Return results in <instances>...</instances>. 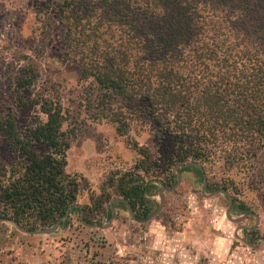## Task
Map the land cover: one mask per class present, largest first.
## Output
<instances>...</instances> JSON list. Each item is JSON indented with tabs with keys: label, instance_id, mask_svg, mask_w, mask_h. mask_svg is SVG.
<instances>
[{
	"label": "trees",
	"instance_id": "1",
	"mask_svg": "<svg viewBox=\"0 0 264 264\" xmlns=\"http://www.w3.org/2000/svg\"><path fill=\"white\" fill-rule=\"evenodd\" d=\"M42 9L41 26L62 30L65 58L97 92L116 134L128 137L132 123H146L166 142L173 183L165 189L175 186L177 165L201 166L179 172H205L222 162L230 173L264 166V0H61ZM37 73L30 63L16 100L44 118L22 133L14 115L0 114L1 138L14 154L0 167V223L28 233L64 226L83 212L76 206L80 182L66 170V109L47 89L25 97ZM127 144L149 167L157 164L146 147ZM153 189L128 171L118 179L117 204L145 221L155 212Z\"/></svg>",
	"mask_w": 264,
	"mask_h": 264
},
{
	"label": "rangeland",
	"instance_id": "2",
	"mask_svg": "<svg viewBox=\"0 0 264 264\" xmlns=\"http://www.w3.org/2000/svg\"><path fill=\"white\" fill-rule=\"evenodd\" d=\"M60 1L0 0V114L14 115L22 133L44 118L16 100V83L33 63L38 73L25 97L47 89L66 109V170L80 182L76 206L83 212L40 233L0 223V264H264V166L230 173L216 162L205 172L179 174L175 166L177 184L165 189L173 183L166 142L146 123H132L128 137L118 136L97 92L65 58L62 30L41 26L42 8ZM128 138L146 147L157 164L143 162ZM35 150L44 152L38 145ZM13 160L0 135V167ZM133 170L156 186L150 197L155 212L145 221H137L129 205L117 204L118 179ZM232 204L247 212L237 213Z\"/></svg>",
	"mask_w": 264,
	"mask_h": 264
},
{
	"label": "water",
	"instance_id": "3",
	"mask_svg": "<svg viewBox=\"0 0 264 264\" xmlns=\"http://www.w3.org/2000/svg\"><path fill=\"white\" fill-rule=\"evenodd\" d=\"M188 165H193V166H195V167H197V168H201L198 164H194V163H190V164H187V165H177V167H176V174H179V169H181V168H183V167H186V166H188ZM177 184V183H176ZM42 230H40V231H37V232H35V233H40Z\"/></svg>",
	"mask_w": 264,
	"mask_h": 264
}]
</instances>
